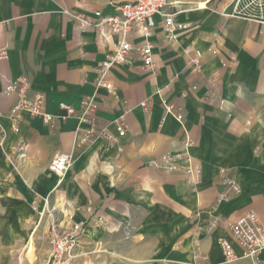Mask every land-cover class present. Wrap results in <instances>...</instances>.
I'll use <instances>...</instances> for the list:
<instances>
[{
  "label": "crops",
  "instance_id": "1",
  "mask_svg": "<svg viewBox=\"0 0 264 264\" xmlns=\"http://www.w3.org/2000/svg\"><path fill=\"white\" fill-rule=\"evenodd\" d=\"M123 1L0 0V47L8 49L0 59V195L16 199L19 187L37 213L35 200L54 209L62 226L84 222L83 235L105 234L113 256L195 264L199 254L204 264H224L222 239L242 253L226 223L250 211L264 223V25L224 16L232 0H173L170 10L187 28L172 40L159 18L150 38L154 69H144L134 49L108 73L113 94L96 87V67L117 35L82 29L65 10L113 14ZM130 39L137 46L145 40L135 32ZM20 77L31 93H43L51 123L30 113L10 118L17 93L8 89ZM96 91L98 122L114 134L113 122L129 109L127 132L113 142L84 143V126L62 108H78ZM166 102L185 105L183 120ZM21 140L24 157L16 151ZM60 153L72 158L61 177L49 168ZM167 153L189 155L198 179L184 173L182 158L178 170L160 167ZM223 171L241 190L219 200Z\"/></svg>",
  "mask_w": 264,
  "mask_h": 264
},
{
  "label": "built area",
  "instance_id": "2",
  "mask_svg": "<svg viewBox=\"0 0 264 264\" xmlns=\"http://www.w3.org/2000/svg\"><path fill=\"white\" fill-rule=\"evenodd\" d=\"M174 2L173 0H125L117 3L116 12L113 14H105L100 9L92 13L65 10L82 29L107 27L114 35H117L112 52L106 55L96 67L97 88L104 87L110 93L115 94L116 89L114 84L108 80V73L115 66L125 64L134 49L139 54L142 67L146 70L154 69V45L150 38L158 26V19L160 18V26L163 31L172 40H176L179 33L187 28L186 23L176 19L175 13L170 10V5ZM229 6L222 11L224 16L241 17L264 25V0H232ZM133 32L143 35L145 39L143 45L137 46L130 39ZM7 56L8 49L0 47V59H6ZM194 88L196 87L194 86ZM8 90L17 93V99L13 103L9 114L13 121L18 122L23 118L24 113H30L31 115L40 116L47 124L52 122L53 116L47 113L44 108L45 98L43 93H31L27 78L20 77ZM140 105L147 112L151 108L148 101H143ZM98 107L97 91L87 95L78 108L70 104H62V108L66 110V116H76L84 126V143L99 138L113 142L117 137L125 135L128 129L127 114L129 109L124 110L113 122L116 130V134H114L110 130V123L99 124L96 115ZM165 108L167 112L174 114L177 119L183 120L184 104L166 102ZM25 150L26 142L21 140L16 146L19 157L25 156ZM181 158L185 161L184 173L192 177V182L196 181L198 179L196 175L199 176L200 168L192 163L189 155L164 154L160 167L172 171L178 170L180 168L179 159ZM71 165V156L68 153H60L52 159L49 168L53 174L61 177ZM223 173L226 187L220 193L219 200L229 199L241 190L236 178L227 175L226 171H223ZM44 202L47 205L49 199L46 198ZM34 204L38 209L39 221L42 220L45 214L48 216V237L51 253L47 264H65L80 243L85 223L73 222L68 227L62 226L61 220L54 209L50 212L46 208H40L37 205V200L34 201ZM45 210H47L46 213ZM226 224L241 246L242 253L237 252L231 241L222 239L220 248L223 253V262L233 263L247 258L251 260L252 264H264V259L260 256L264 250V223L260 221L258 214L255 211H250L238 220L228 221ZM196 259V264H204V258H201L199 254Z\"/></svg>",
  "mask_w": 264,
  "mask_h": 264
},
{
  "label": "rangeland",
  "instance_id": "3",
  "mask_svg": "<svg viewBox=\"0 0 264 264\" xmlns=\"http://www.w3.org/2000/svg\"><path fill=\"white\" fill-rule=\"evenodd\" d=\"M15 192L12 195L16 199L12 196L0 195V217L8 213L13 219L0 221V264H47L51 253L48 216L45 214L39 221L38 213L27 194L19 195L18 191ZM12 201L15 204L12 205L13 209H11ZM113 252L114 249L107 245L105 234H84L65 264H145L137 258L113 256ZM148 264H158V262ZM227 264L249 263L243 259Z\"/></svg>",
  "mask_w": 264,
  "mask_h": 264
}]
</instances>
